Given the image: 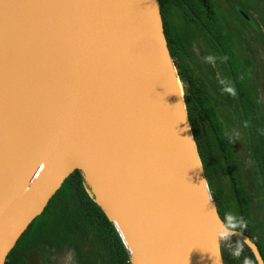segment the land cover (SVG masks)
Instances as JSON below:
<instances>
[{
    "label": "water",
    "instance_id": "obj_1",
    "mask_svg": "<svg viewBox=\"0 0 264 264\" xmlns=\"http://www.w3.org/2000/svg\"><path fill=\"white\" fill-rule=\"evenodd\" d=\"M0 118V264L86 166L131 264H224L158 0H0Z\"/></svg>",
    "mask_w": 264,
    "mask_h": 264
},
{
    "label": "rangeland",
    "instance_id": "obj_2",
    "mask_svg": "<svg viewBox=\"0 0 264 264\" xmlns=\"http://www.w3.org/2000/svg\"><path fill=\"white\" fill-rule=\"evenodd\" d=\"M189 1L195 2L196 0ZM212 2L215 10L222 15L225 31L231 33L236 58L234 71L240 72L238 78L234 76L233 71H230L231 69L229 71L226 69L228 73L225 71L224 67L227 63L224 64L219 60L217 47H213L206 40L199 28L186 21L191 13L186 5L188 2L171 0L167 6L170 13L171 29L173 35L176 34L179 37L178 39L186 52V60L194 74L207 85L208 92L215 98L209 104L211 107L210 117L217 126V139H223L229 144L238 162L239 178L242 184L241 187L239 184L237 189L239 193L242 192L241 198L248 201V210L256 224L257 236L253 240L259 242L264 251V184L259 176L256 161L259 157L258 163L261 166L264 164V141L247 140L238 125L235 112L242 116L246 112L245 114L251 117L250 104L246 103L248 109L243 104L245 112L242 108L241 112L236 108H231V102L227 99L230 92L224 90L225 76L230 81L231 89L235 88V81L242 82L243 86H241L248 97L252 98L253 114L257 116L256 124L255 121L252 122L253 125L255 124V134L257 129L258 135H256L261 139V134L264 135V0H212ZM179 81L185 97L184 84L180 78ZM252 117L254 118L253 115ZM250 127L253 129L251 123ZM247 131L249 134H253L251 129L248 128ZM217 139H215L216 142ZM256 150L258 156H255ZM217 153L222 168L219 176L217 173L212 174V190L219 194L227 216L234 217V222H238L240 211L237 206L239 200L236 196L238 194L235 193L224 155L221 151H217ZM81 173L86 184L91 186L83 171ZM89 195L95 198L93 191L89 192ZM65 208L67 213L65 216L70 220L72 232L60 229L59 232L46 235V241H42L34 249L27 250L23 256V264H113L112 255L97 243L89 228L85 225L81 227L76 204L70 202ZM218 215L222 226L226 227L219 212ZM219 243L221 250L224 247L227 251H231L228 254L229 264H258L252 250L246 245H242L240 241H234L232 236L227 241H219ZM238 248L240 254L236 256L234 252Z\"/></svg>",
    "mask_w": 264,
    "mask_h": 264
},
{
    "label": "trees",
    "instance_id": "obj_3",
    "mask_svg": "<svg viewBox=\"0 0 264 264\" xmlns=\"http://www.w3.org/2000/svg\"><path fill=\"white\" fill-rule=\"evenodd\" d=\"M183 1H186V3L188 2L186 5L191 12L186 21L189 24L196 26V28H199L201 33L204 34L206 40L211 43L213 47H217L219 60L224 64L227 63L224 67L225 71L228 73L229 69H231L230 71H233L234 76L238 78L240 72L234 71V61L236 62V58L234 56V45L231 33L225 31V24L222 20V15L215 10L212 0H196L195 2L189 0ZM158 2L168 48L177 69L178 76L184 84V100L188 120L202 162L205 177L208 181L218 212L225 225H227L226 218L229 215L227 216L223 210L224 205L219 194L217 192L214 193L212 190V174L217 173L219 176L222 168V163L217 153V151H221L224 155V161L227 164V170L232 178L233 187L236 188H234L235 193L238 194L236 197L239 200L237 205L240 210L239 217L237 218L238 222H235L237 223V227L231 230L240 231L250 239H254V237L257 236L255 221L252 219L248 210V201L241 198L242 192L239 193L237 189L238 185L240 184L241 187L242 184L241 179L239 178L238 162L235 159L229 144L223 139H217V126H215L216 124L210 117L211 107L209 103L214 97L208 92L207 85L194 74L192 67L186 60V52L183 49L181 41L178 39L179 37L172 33L170 13L167 9L171 0H158ZM226 69H228V71ZM223 75L225 76L226 74ZM225 81L226 86L224 90L227 92V89L231 88V86L230 81L226 79V76ZM240 82L241 81L239 80L235 81V88L232 89L233 92H230L227 96V99L231 102L230 107L236 108V110L241 112L243 104L245 105L244 107L248 109L246 104L248 102L250 104V115L252 114L254 118L252 115L251 117H248L249 115L245 114L246 112L244 109V116L234 111L237 116V121L239 122L238 125L243 130L247 140L264 141V135L261 134V139L257 137V129V135L255 134L254 126L256 124L257 116L253 114L254 105L252 104V98L248 97V94L242 87V82ZM252 121H255L254 125ZM250 123L253 129L250 127ZM248 128L253 131L252 135L248 133ZM215 139H217V142ZM255 156H258L257 150L255 151ZM258 160L259 157H257L256 160L258 164L257 169L261 181L264 184V164L261 166L258 163ZM91 191V187L86 184L81 171H75L71 174L65 180L61 189L51 199L42 215L36 218L27 231L22 235L15 248L9 254L5 264H23V256H25L27 250L34 249L42 241H46V235L48 234L59 232L60 229L72 232V227L69 224L70 220L65 216L67 214L65 206L70 204V202L75 203L78 207L77 212L79 214V222L82 224L81 227L85 225L89 228L90 232L95 236L97 243L105 248L106 252H109L112 255L113 264H131L129 256L113 225L109 222L101 208L95 203L94 198L89 195V192ZM241 224H243V226H240ZM232 238L234 241H240L235 237ZM240 242L245 246L242 241ZM229 252L231 251H227L226 248L222 247L224 264H229Z\"/></svg>",
    "mask_w": 264,
    "mask_h": 264
},
{
    "label": "clouds",
    "instance_id": "obj_4",
    "mask_svg": "<svg viewBox=\"0 0 264 264\" xmlns=\"http://www.w3.org/2000/svg\"><path fill=\"white\" fill-rule=\"evenodd\" d=\"M227 91L233 92L231 88L227 89ZM226 219H227L226 227L223 230L217 232V238L219 241H227L232 235H234V232L231 231V229L237 227V223L234 222V217L228 216ZM240 226H243V224H241ZM239 254H240V249L238 248L234 252V255L239 256Z\"/></svg>",
    "mask_w": 264,
    "mask_h": 264
},
{
    "label": "bare ground",
    "instance_id": "obj_5",
    "mask_svg": "<svg viewBox=\"0 0 264 264\" xmlns=\"http://www.w3.org/2000/svg\"><path fill=\"white\" fill-rule=\"evenodd\" d=\"M179 85H180V90H181L182 95H183V91H182V87H181L180 81H179ZM3 139H4V125L2 124V120L0 118V148H2ZM0 152H1V149H0ZM82 171H83V173H84V175L86 177V180L91 185H93L94 182H95L96 176H95L94 171L92 170V167H90V166L83 167ZM217 221H218V225H217L216 233L221 230L220 221L219 220H217Z\"/></svg>",
    "mask_w": 264,
    "mask_h": 264
},
{
    "label": "flooded vegetation",
    "instance_id": "obj_6",
    "mask_svg": "<svg viewBox=\"0 0 264 264\" xmlns=\"http://www.w3.org/2000/svg\"><path fill=\"white\" fill-rule=\"evenodd\" d=\"M251 240L257 244V246L259 248V251H260V253H261V255H262L263 259H264V251H263V247L261 246V244L259 242H257L256 240H253V239H251Z\"/></svg>",
    "mask_w": 264,
    "mask_h": 264
}]
</instances>
